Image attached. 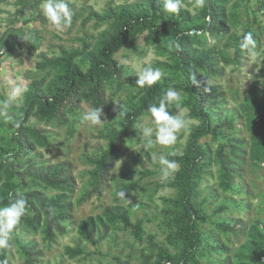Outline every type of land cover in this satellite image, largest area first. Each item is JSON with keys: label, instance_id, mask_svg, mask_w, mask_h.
Masks as SVG:
<instances>
[{"label": "trees", "instance_id": "1", "mask_svg": "<svg viewBox=\"0 0 264 264\" xmlns=\"http://www.w3.org/2000/svg\"><path fill=\"white\" fill-rule=\"evenodd\" d=\"M182 4L186 9L181 8L179 15L169 14L164 20L160 12L163 0H146L139 5L110 8L104 15L110 22L95 36L92 45L83 44L81 50L61 48L55 58L41 57L37 67L52 69L54 74L45 84L43 80L28 84L18 116L10 125L13 149H0V207L10 203L9 193L24 196L28 208L20 223L27 233L39 232L43 240L52 243L55 233H65L63 224L73 220L70 197L75 191V180L70 165L64 162L38 165L30 159L21 161L34 153L36 148L48 147L43 128L66 125L67 116L79 110L81 103L89 108L102 106L107 86L120 89L127 85L137 90L135 101L123 107L125 114L119 115L117 110L115 125H108L98 132L97 137L106 144L95 146L99 157L88 174L92 187L82 201L92 197L99 199L106 188L109 171L124 152L128 134L138 120L148 114L147 109L151 105H158L168 87V80L162 77L156 84L140 88L136 86L138 77L126 76L123 66L114 59V55L130 40L146 33V42L160 40L164 44L162 50L170 62L167 70L181 77V82L173 87L185 93L182 107L187 108L198 125L189 133L184 152L169 157L178 162L179 168L168 183L175 190L176 198L171 209L164 211L163 217L167 220L170 240L177 241L180 249L171 255L150 238L149 245L156 249V253L144 255L140 264H198L195 254L202 241L199 226L207 223L209 218L194 201L197 183L200 175L215 165L218 168V187L227 191L234 179L241 178L246 160L254 167L264 166V88L252 81L239 105V118L249 134V143L224 134V130H232L230 121L213 118L216 112H220L224 92L219 85H208L204 77L222 76L224 71L218 67L217 60L224 65H239L248 51L241 49L238 41L234 44L231 60H227L221 51L214 50L223 38L231 39L232 36L229 33L232 17L225 5L217 0H205L204 7L199 11L200 22L183 28L182 22L190 23L193 19L187 10L189 0H182ZM92 16L99 22L103 20V16ZM80 56L82 58L77 60ZM83 64L86 65L84 71L81 69ZM192 75L197 76V84H192ZM168 110L172 114L178 111L174 105ZM31 118L35 119L36 125H28ZM204 137L218 141L214 150L200 143ZM147 175V172L141 174ZM30 186H42L56 194L46 197L37 189H29ZM137 186L138 182H129L122 184L118 190L125 191L128 198ZM112 197L113 204L105 207L99 216L83 219L76 225L79 240L92 245L97 237L100 242L109 230H115L120 224L136 241H141L140 221L131 223L122 206L125 200L117 197L116 193ZM215 226L224 233L246 237L238 247L235 264H264L263 223L256 221L246 226L236 220L232 224L222 221ZM213 248L228 253L223 245ZM18 249L23 258L22 264H37L40 252L34 246L18 243ZM64 253L73 259L82 255L83 251L76 244L72 248L66 247ZM0 261L8 264L6 249H0ZM117 261L119 264H130ZM216 264L231 263L229 259L222 258Z\"/></svg>", "mask_w": 264, "mask_h": 264}, {"label": "rangeland", "instance_id": "2", "mask_svg": "<svg viewBox=\"0 0 264 264\" xmlns=\"http://www.w3.org/2000/svg\"><path fill=\"white\" fill-rule=\"evenodd\" d=\"M74 11L70 27L62 31L53 29L41 12L42 0H0V149L12 151V129L10 125L16 119L19 108L23 103L24 92L29 83L43 80L47 83L54 74L52 69L37 67L41 57L55 58L59 50H81L83 44L92 45L95 36L103 31L110 20L104 17L108 9L120 5H139L146 0H68ZM225 5L227 13L231 15L232 26L229 39L223 38L214 50L221 51L227 60L232 59L233 47L239 41L241 31H251L257 40V47L244 54L241 64L229 63L224 65L217 60L218 67L223 68V75L219 77H204L208 85H219L224 92V100L220 112H216L215 120L229 122L231 131L223 133L249 143V134L244 129L243 120L239 118V105L247 88L256 81L264 88V0H217ZM235 3V6H234ZM183 9L186 7H182ZM195 0H189L187 10L193 19L190 23L182 22V27L200 22L199 11ZM162 20L169 14L160 9ZM92 14L103 16L99 22ZM234 39V40H233ZM154 44V45H153ZM164 44L160 40L146 42V33L130 40L114 59L123 66L126 76L138 74L137 64H151L158 67L163 73L162 77L168 80V87H173L181 82L178 73L167 70L170 64L167 55L162 50ZM126 50V51H125ZM132 51V52H129ZM82 57H78L81 59ZM123 59H128L129 64H122ZM84 71L86 65H82ZM263 71V72H262ZM137 77V76H136ZM137 90L127 85L120 89L107 86L104 90L105 102L101 106L103 111L102 121H107L102 126H93L82 121V115L90 108L81 103L80 109L67 116L66 125L45 129L48 142L47 148H36L29 157L31 162L38 165H54L68 163L75 180V191L70 197L72 204V222L63 224L65 233H55L54 242L43 240L41 233L31 234L24 230L19 223L10 238V247L6 249L8 264H22L23 258L18 249L20 245L29 244L40 252L37 264H119L127 261L130 264H140L144 255L155 254L156 249L149 245V239L169 254L173 255L180 249V244L169 238L167 220L163 217L164 211L171 209L176 198L174 189L168 186L175 172L165 177L160 171L158 158L161 154L168 158L171 153L182 154L191 130L198 125L187 112V129L178 133L177 142L172 146L154 144L148 146L138 127L141 123L150 125V121L141 117L127 136L125 149L108 173L106 188L101 197H92L83 200L92 187L89 172L93 169L94 162L99 153L95 146H105L106 142L97 137L98 132L108 125H115L116 112L119 103L126 106L133 103ZM14 94V96H13ZM9 100L5 108L3 101ZM28 125H36L31 118ZM155 139V136H153ZM200 143L214 150L218 141L204 137ZM2 157L0 153V158ZM241 178L233 180L232 187L222 191L218 187V168L212 165L200 175L196 186L194 201L200 206L203 213L209 218L208 222L199 226L201 243L195 254L198 264H216L222 258L229 259L231 264L237 262L238 247L246 237L234 236L230 232H222L215 224L226 221L232 224L239 220L244 225L250 226L254 222L264 224V166L254 167L248 160L242 167ZM147 172L149 175L141 176ZM138 182L137 188L129 195L122 206L128 213L131 223L140 221L142 225V239L136 241L130 233L118 225L115 230H109L106 238L90 245L79 240L76 234V225L83 219L94 218L101 214L105 207L113 204V194L122 184ZM37 189L46 197H51L56 192L43 189L42 186H30ZM79 244L83 254L73 259L68 258L64 249L72 248ZM223 245L228 253H222L218 247Z\"/></svg>", "mask_w": 264, "mask_h": 264}, {"label": "clouds", "instance_id": "3", "mask_svg": "<svg viewBox=\"0 0 264 264\" xmlns=\"http://www.w3.org/2000/svg\"><path fill=\"white\" fill-rule=\"evenodd\" d=\"M195 3L197 7L203 8L205 0H195ZM182 7V0H163L164 13L179 15ZM41 12L49 25L55 30L62 31L72 24L74 11L70 7L68 0H42ZM187 34L191 35L192 33ZM238 43L241 49L251 51L257 47L258 42L254 38L253 32L241 31ZM121 63L127 65L130 61L123 59ZM137 67L138 74L136 76L138 79L136 86L140 88L156 84L163 76L161 70L158 67H153L151 64L141 65L138 62ZM190 79L192 84L198 83L196 75H192ZM184 95L185 93L176 90L174 87H169L164 90V94L159 99L158 105L153 104L147 109L148 115L144 119L150 121V125L145 126L141 123L138 127L141 130L142 136L146 139L148 146H153L157 143L163 146H172L177 142L178 133L187 129V120L184 115L187 112V108L182 107ZM2 103L5 108L9 106V100H5ZM115 104L119 105L118 114L124 115L125 113L122 111L123 105L119 103ZM171 105H174L178 110L176 114H172L168 110ZM102 116V107L99 106L90 108L82 115L81 119L93 126H102L107 122L106 120L102 121ZM153 136H155V139H153ZM171 155H175V152L171 153ZM158 164L162 175L165 177L179 168L176 160L169 159L163 154L159 156ZM126 194L125 191H116L117 197L131 203L126 198ZM9 198L10 203L0 207V249L10 247L11 235L16 226L19 225L21 218L26 214L28 208V202L24 196H13L12 193H9ZM0 264H5V262L0 261Z\"/></svg>", "mask_w": 264, "mask_h": 264}]
</instances>
